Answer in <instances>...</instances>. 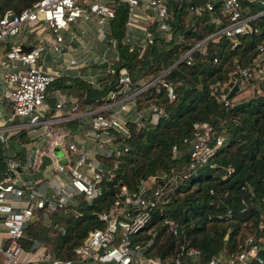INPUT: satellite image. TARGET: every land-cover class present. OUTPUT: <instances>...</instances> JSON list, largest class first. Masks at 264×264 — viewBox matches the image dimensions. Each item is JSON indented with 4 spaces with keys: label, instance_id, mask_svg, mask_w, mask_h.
<instances>
[{
    "label": "built area",
    "instance_id": "obj_1",
    "mask_svg": "<svg viewBox=\"0 0 264 264\" xmlns=\"http://www.w3.org/2000/svg\"><path fill=\"white\" fill-rule=\"evenodd\" d=\"M253 5L258 9L253 10ZM119 7L124 11L121 40L128 49H136L137 56L152 41L154 31L164 38L171 36L173 13H182L190 24L187 29L204 22L212 23L214 28L192 40L176 35L174 41L183 40L186 45L175 60L155 74L134 78L123 65L116 66L118 54L114 37L109 34L110 20ZM261 13L264 0H32L19 10L5 8L0 14V143L8 146L9 137L20 131L39 140L28 147L25 159L35 168L42 156L48 157L40 169L45 179H39L50 189H40L35 186L36 180L22 178L14 155H4L0 170V252L12 264H188L184 257L193 258L197 253L193 245L179 243L173 254L163 256L147 254L143 247L154 231L142 243L132 241L130 234L149 220L155 204L170 198L177 175L186 176L204 163L214 165L209 155L221 143L222 135L206 120L193 122V136L182 166L140 177L133 189L122 181L113 182L115 190L109 205L96 211L102 224L89 228L83 241L72 247L71 255H53L41 240H34L25 248L30 253L18 256L22 248L18 238L24 223L38 211L44 215L57 209L76 193L87 200L100 193L101 180L112 176L114 166V162L106 165L100 154L120 151L116 144L128 135L127 120L139 126L144 117L155 121L165 114L162 105L154 102L137 108L136 94L156 81L171 99L174 83L164 77L170 65L177 59L188 62L195 49L204 52L207 38L217 40L222 36L229 46L237 44L242 35L257 31L252 19ZM35 25L43 29L30 32L29 27ZM9 35H17L16 40L5 39ZM96 43L105 45L99 48ZM255 47L246 64L235 63L228 84H219L215 98L224 105L238 101L225 93L234 82L239 88L240 80L253 83L256 88L251 91L264 95V85L259 84L264 78V45L257 42ZM53 50L63 55L49 65L42 55ZM98 64H102V71L97 68L95 72H84L86 65ZM72 67L94 88L99 89L103 81L111 85L93 100H85L88 107L83 109L76 99L67 104L63 97L49 104L50 81ZM76 115L81 121L74 122L78 126L75 129L68 121ZM54 147L61 149L60 157L54 154ZM170 148L174 151L175 145ZM229 213L226 207L224 214ZM162 221L166 229L176 232L173 218L163 217ZM257 226L258 235L248 233L242 248L222 250L200 264H246L249 256H255L258 243L264 241V211Z\"/></svg>",
    "mask_w": 264,
    "mask_h": 264
},
{
    "label": "trees",
    "instance_id": "obj_2",
    "mask_svg": "<svg viewBox=\"0 0 264 264\" xmlns=\"http://www.w3.org/2000/svg\"><path fill=\"white\" fill-rule=\"evenodd\" d=\"M31 1L0 0V14L7 7L19 10ZM252 8L257 10L258 6ZM123 16V8H116L109 34L114 37L118 54L116 66L123 65L134 78L155 74L175 60L186 45L183 40L175 42L176 35L192 40L214 28L212 23L204 22L187 29L190 24L184 21L182 13H173L171 36L164 38L154 31L152 41L137 56L136 49H128L121 40ZM252 22L257 31L242 35L237 44L229 46L222 36L217 40L207 38L204 52L195 49L188 62L181 59L170 65L164 77L174 83L175 94L171 99H167L163 86L156 81L136 94L137 108L154 102L162 105L165 114L155 121L144 117L139 126L127 120L128 135L116 144L120 151L104 157L106 164L114 162V166L112 176L101 180L100 193L89 200L76 193L46 215L38 211L24 223L18 238L20 245L26 248L34 240H41L53 255H71L72 247L83 241L86 231L102 224L96 211L109 205L115 190L113 182L122 181L133 189L140 177L182 166L193 136L192 124L199 120L208 121L222 135L221 143L209 155L214 165L204 163L186 176L177 175L172 183L173 194L167 201L155 204L149 220L131 233L130 239L142 243L154 231L143 247L145 253L163 256L173 254L179 243L193 245L197 248L195 256L184 258L188 264H200L222 250L234 252L242 248L248 233L257 236V223L264 211V95L253 91L247 97L248 102L236 108L215 98L219 84L225 81L226 85L233 78L235 63L246 64L256 51V43L264 45V13ZM259 84L264 85V78ZM49 85H66L82 101L93 100L111 83L103 81L98 89L73 76L66 82L55 77ZM171 144L175 145L174 151ZM3 151L0 143V170ZM226 207L230 208L229 214H224ZM163 217L174 219L176 232L166 229ZM246 264H264V241L258 243L255 256H249Z\"/></svg>",
    "mask_w": 264,
    "mask_h": 264
},
{
    "label": "crops",
    "instance_id": "obj_3",
    "mask_svg": "<svg viewBox=\"0 0 264 264\" xmlns=\"http://www.w3.org/2000/svg\"><path fill=\"white\" fill-rule=\"evenodd\" d=\"M87 27L91 28L92 26L90 25ZM51 52H49V53H51ZM62 53L63 52L56 51V53L54 55H51L50 57H51L52 63L54 60L55 61L58 60L63 55ZM64 55H65V53H64ZM48 64L52 65L50 63H48ZM79 70L80 71L83 70V67H79ZM73 76H77V68L76 67L68 68L65 71L60 72V74H58V76H56V78H61L64 80V82H66V81H68L69 77H73ZM59 97H61V98L63 97L66 100L67 104H71L72 101L77 98L76 100L79 102L78 107L80 109L88 107V104L84 103L85 100H88V99L81 101L80 99H78V97L75 93H72L68 89V86L62 85V86H53L52 87L49 85L47 87V99H48L49 104H52ZM79 121H81V118L76 115L75 118L70 119V121H68V122H69L70 126H72L73 128L76 129V128H78V126L76 127L77 124H74V122H79ZM11 136L9 137L8 146H4V148H8L9 153L14 155V157L16 158L19 175L22 178H31V179H34V181L36 180L37 184H35V186H37L40 189L41 188H43L44 190L50 189V187L48 185H45L43 183V181L41 182L39 179V178L45 179L44 176L40 175V169L48 161V157L42 156L40 163L35 168H31L30 166H28V163H27L28 160L25 159L26 153L28 152V147L30 145H32V143L38 142L39 140H37L36 138L29 137L24 131H21V133L19 132L18 134L15 133ZM20 136H23V137L25 136V137H24V139H20L19 138ZM16 139L19 143H17ZM53 151H54V154L57 155L58 157L61 156V149L60 148L54 147ZM100 155H101L102 160L104 162L105 156L102 154H100ZM108 165H110V164H108ZM29 253H30V251H27L25 248L23 249V247H22L21 250L18 252V256L26 257ZM0 264H12V263L0 252Z\"/></svg>",
    "mask_w": 264,
    "mask_h": 264
},
{
    "label": "rangeland",
    "instance_id": "obj_4",
    "mask_svg": "<svg viewBox=\"0 0 264 264\" xmlns=\"http://www.w3.org/2000/svg\"><path fill=\"white\" fill-rule=\"evenodd\" d=\"M200 26V25H199ZM43 29V27H41V25H35V26H31L29 27V30L30 32H39ZM17 38V35H9V36H6L5 39H9L10 41L13 40L15 41ZM97 46H99V48L101 47H104L105 44H102V43H96ZM110 50L109 48L107 47L106 48V53H109ZM144 52V50L141 52V54ZM100 69V71H102V64H98V65H86L85 67V70L84 72H95L96 70ZM100 82V81H99ZM240 87L236 88V90L233 92V94H231V98L235 101V100H240L241 98L242 99H247V97L252 93L251 89H255L256 87L254 86L253 83L249 82V81H239L238 82ZM232 85V84H231ZM252 85V86H251ZM228 90V89H227ZM51 98V97H50ZM88 100H91V99H88ZM132 114V112L130 113V115ZM16 143V142H15ZM7 152H9V149L8 148H4V151L3 153L6 154ZM201 170H204V168H202ZM37 215V213H36ZM46 215V214H44ZM35 216V215H34ZM44 221H48V218L47 217H44L43 218Z\"/></svg>",
    "mask_w": 264,
    "mask_h": 264
},
{
    "label": "water",
    "instance_id": "obj_5",
    "mask_svg": "<svg viewBox=\"0 0 264 264\" xmlns=\"http://www.w3.org/2000/svg\"><path fill=\"white\" fill-rule=\"evenodd\" d=\"M55 53H56V50L52 51L51 53H49L48 51H45L44 54H43V56H42L43 61H44L45 63H50V64H52V60H51V57H50V56H51V55H54ZM179 60H180V59H177L176 62L179 61ZM236 88H237V83L234 82V83L229 87V89L226 91L225 96H226V97H229L231 94H233V92L236 90ZM246 102H248V99H240V100H238V101H235V102L231 103V106H232L233 108H236V107H238V106H240V105H242V104H245Z\"/></svg>",
    "mask_w": 264,
    "mask_h": 264
}]
</instances>
